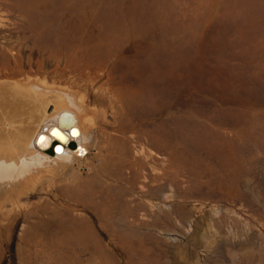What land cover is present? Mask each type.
Segmentation results:
<instances>
[{
	"label": "rangeland",
	"instance_id": "obj_1",
	"mask_svg": "<svg viewBox=\"0 0 264 264\" xmlns=\"http://www.w3.org/2000/svg\"><path fill=\"white\" fill-rule=\"evenodd\" d=\"M159 46L161 149L133 115L89 195L42 177L0 208V264H264V0H0V63L69 93L106 102L98 74Z\"/></svg>",
	"mask_w": 264,
	"mask_h": 264
},
{
	"label": "bare ground",
	"instance_id": "obj_2",
	"mask_svg": "<svg viewBox=\"0 0 264 264\" xmlns=\"http://www.w3.org/2000/svg\"><path fill=\"white\" fill-rule=\"evenodd\" d=\"M56 40L49 37L46 45L60 47L62 42ZM1 63V209L8 204L9 210L15 209L21 195H34L32 186L38 180L56 173L64 175L62 181L73 183L67 190L70 197L89 195L101 183L100 175L113 176L124 160L126 141L120 134H132L133 115L144 124L147 144L161 149L164 135L161 46L137 65L132 59L125 60L119 65L118 74H98L105 78L101 85L107 93L106 102L99 93L92 96L81 90L69 93L44 77L31 76L30 70L13 69L3 60ZM61 113L63 116L58 120ZM39 134L42 137L37 144ZM55 145L59 146L57 150L53 149ZM83 166L89 169L85 175L81 171ZM53 185L50 182L46 191L55 196ZM86 223L83 218L72 225L80 230Z\"/></svg>",
	"mask_w": 264,
	"mask_h": 264
},
{
	"label": "water",
	"instance_id": "obj_3",
	"mask_svg": "<svg viewBox=\"0 0 264 264\" xmlns=\"http://www.w3.org/2000/svg\"><path fill=\"white\" fill-rule=\"evenodd\" d=\"M61 116H63V113H61V114L59 115L58 120H60V117H61ZM51 130H54L53 127H52ZM72 130H73V129H72ZM73 131H74V130H73ZM41 137H42L41 134H39V135L37 136V138H36V140H35L37 144H39V140H40ZM58 148H59L58 145H55V146L53 147L54 150H57ZM49 152H50V150H49Z\"/></svg>",
	"mask_w": 264,
	"mask_h": 264
}]
</instances>
